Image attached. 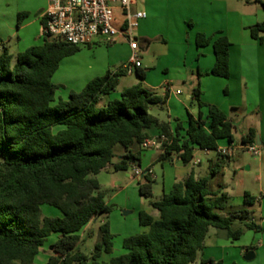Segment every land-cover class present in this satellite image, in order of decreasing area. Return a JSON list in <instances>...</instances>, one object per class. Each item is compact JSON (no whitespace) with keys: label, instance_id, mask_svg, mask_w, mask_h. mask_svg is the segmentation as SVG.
I'll list each match as a JSON object with an SVG mask.
<instances>
[{"label":"trees","instance_id":"obj_1","mask_svg":"<svg viewBox=\"0 0 264 264\" xmlns=\"http://www.w3.org/2000/svg\"><path fill=\"white\" fill-rule=\"evenodd\" d=\"M258 1L264 7V1ZM26 17L27 13H19L18 28ZM45 24L43 18V28ZM250 31L254 39L264 42V22ZM196 43L200 48L214 46L216 62L207 74L229 78L232 44L228 37L200 32ZM80 50L43 33V43L18 53L15 62L7 46L0 54V264H36L53 234L59 237L45 264H102V254L113 251L108 222L100 226L101 239L91 255L79 249L80 232L95 217L111 211L97 175L107 168L118 172L140 166V154L133 148L150 137V128H158L168 138L159 162L177 157L189 164L198 148L217 151L222 140L235 143L234 123L220 107L201 100L199 86L192 96L200 108H208L206 118L203 112L197 118L190 114L187 127L178 122L174 129L151 113L152 108L165 106L168 93L159 95L140 82L119 98L106 99L127 74L124 70L108 71L82 91L72 92L69 99L53 104L59 88L53 77L62 60ZM138 69L143 80L146 72ZM255 137L251 129L242 143H255ZM117 146L124 153L115 161ZM232 159L218 154L219 165ZM219 173L213 170L199 178L191 173L153 200L159 218L141 211L139 222L149 230L125 238L126 253L112 257L109 264H196L211 227L226 231L234 240L247 229L260 231L247 208L256 204V197L245 192L246 207L229 206L222 180L217 189L211 187L212 177ZM154 183L150 175L142 178V197L154 195ZM44 205L61 214L44 215ZM235 220L245 221L243 227L234 229ZM202 264L214 262L202 260Z\"/></svg>","mask_w":264,"mask_h":264},{"label":"crops","instance_id":"obj_2","mask_svg":"<svg viewBox=\"0 0 264 264\" xmlns=\"http://www.w3.org/2000/svg\"><path fill=\"white\" fill-rule=\"evenodd\" d=\"M136 8L146 11L148 15L146 19L140 22V26L136 30V39L139 44L138 51L141 53L142 62L140 69L146 72V77L143 80L140 79L138 76L139 69H135L133 73L125 74L119 80L115 91L116 94H111L106 99L119 98L125 89L142 82L151 91L155 92V90L160 89L168 93V100L165 106L154 108L164 109L168 107V122L172 128L174 129L178 122L187 127L190 114L197 118L203 112L204 118H206L208 108L199 107L198 113L195 110L193 111V109L190 111L188 104L181 96H186V99L194 104L196 100L192 94L198 82L206 89V92L208 90L212 91L214 88L219 92L224 86L229 88L232 83L230 79L235 74L237 76V69L239 68L240 85L244 84L247 92H249L248 88L252 84H257L259 87L256 97H253V105L245 107L248 116L250 115L249 118L243 111L241 112L242 106L237 105V103L233 102L227 107V102L220 101V99H213L211 97L204 99L203 93L201 94V100L204 99L203 102L220 107L228 115V118L234 123L235 127L241 123L243 134L240 139H237L234 133L235 144H241L242 139L253 129L256 131L255 143L264 146V111H262L264 104V42L254 39L250 31L251 26L264 22V7L260 2L258 0H141ZM45 11V9L41 10L36 18L26 17L18 29H15L14 23H3V27L0 29V54L2 53L3 46H7L14 56L13 62H15L18 53L36 45L37 40L40 37L43 38L42 19L44 18ZM14 22H18V16ZM200 32L208 36L225 35L230 40L232 44L230 48V69L232 75L229 78L207 74L215 65L216 54L213 44L201 48L198 47L196 38ZM16 36H18L17 42H15ZM13 42L18 44V51H14L17 49L13 48ZM105 44L107 43L101 40L89 44L87 46L89 48L87 52L88 57H86L87 62H85L84 56L75 58L76 60H73L67 66L64 78H61L59 74L62 62L68 57L77 55V53H83V51L80 50L62 60L58 71L53 77V82L65 89L64 92H60V99H69L72 92L82 91L91 80L104 76L108 71L115 73L123 70L124 65L130 60L132 54L130 44L123 40L115 44ZM144 53L152 57L150 67H144L142 61V54ZM236 56H238L237 59ZM236 62L239 65H235ZM177 82H182V85L188 86L189 90L186 91L181 87L176 88ZM121 85H124V87L120 89ZM247 102H249V97H247ZM182 132L184 133V131ZM148 134L150 137H158L161 132L158 128L152 127L148 130ZM229 144L227 140H222L219 146H227ZM133 149L140 154V167L151 168V170L154 169V164L159 162V157L162 153L160 149H143L142 145H136ZM199 150L207 154L210 152L198 148L194 153V159ZM234 158L235 156L233 160ZM209 160L210 163L207 169L203 168L202 161L199 164H195L194 160L189 164H184L177 157H174L171 161L161 162L164 170L163 195L169 193L175 183L184 181L191 173H194L199 178L210 175L213 170L216 171L215 166H218V158L217 162ZM104 171L113 173V175H119L120 173V171L116 172L112 168H107L102 172ZM154 179L157 180L155 172ZM216 179V176L212 177L213 182ZM141 180L142 178L137 177L133 170L130 181H126V185L122 183L121 178L118 176L114 180L117 182L116 186L113 187L117 190L116 197L118 198L127 192L129 186L132 184L137 183L139 188ZM224 185V190L228 193V205L235 208L246 207L244 201L245 192L241 201L236 205L234 197L227 191V185ZM127 196L129 198L128 193ZM152 201H150L148 207H144L142 210L158 219L159 212L152 207ZM258 201L259 199L256 197V204ZM255 205L248 206L247 208L251 211V208H254ZM259 210L264 215V203L259 205ZM47 212L49 215L61 214L59 210L54 211L49 209ZM140 212L138 213V219ZM223 215L226 216L227 214ZM97 217L93 220H96ZM252 220L255 221V218L252 217ZM244 223L245 221L235 220L232 227L237 229L243 227ZM89 224L80 232L81 236L82 232L90 230ZM139 225L140 228H138V233L136 234L149 230V227L142 226L140 222ZM51 237H56L57 240L59 234H53ZM127 237L129 235L125 236L124 240ZM240 238L238 240L228 238L226 231H219L211 227L205 240V248L198 254L197 260L201 258V264L204 259H210L213 260L214 264L217 262L220 264L228 258L229 264H236L237 262L241 263L242 258L244 256L246 258L249 252H253L254 254L252 259L258 258L259 254L264 253V238L261 239L258 249L245 248L247 245H244L246 243H241L239 241ZM54 242H51L50 245ZM231 249H233L234 255L227 256V251ZM49 257L43 264L47 262ZM112 257H114L113 252L111 254L103 253L100 261L102 264L103 262L109 264Z\"/></svg>","mask_w":264,"mask_h":264},{"label":"rangeland","instance_id":"obj_3","mask_svg":"<svg viewBox=\"0 0 264 264\" xmlns=\"http://www.w3.org/2000/svg\"><path fill=\"white\" fill-rule=\"evenodd\" d=\"M261 4V3H260ZM262 5V4H261ZM48 8V0H0V29L3 27V23H14L15 29H18L17 23L14 22L15 18L19 15V13H27L28 17L30 18H36L37 14L43 10ZM36 32V31H35ZM18 36L15 38V42H17ZM101 40L104 41L102 38H96V41ZM13 42V48L17 49L14 51H18V44ZM43 42V38L40 37L36 45H40ZM11 45V44H10ZM107 45V44H105ZM88 45L80 46L81 51L83 53H77V55H73L71 57L66 58L60 67V77L64 78L65 71L67 69V66L73 62V60H76L75 58H80V56H84L85 62L86 57H88ZM83 54V55H82ZM141 54V53H140ZM77 56V57H74ZM92 57L91 55H89ZM238 56H236L237 59ZM156 58V57H154ZM152 57L148 54L144 53L142 54V61L144 63V67H150ZM239 62V61H238ZM236 62L235 65H239V63ZM235 73V72H234ZM230 75L231 69H230ZM239 68L237 69V76L232 77L230 79L231 86L228 88L227 86L224 88L222 87L219 92L214 88V90L206 92V89L203 88L201 83L196 84V88L199 86L201 90V94L203 93L204 99H208L209 97L220 99V101L227 102V107L230 106L231 103H237V105L242 106L241 112L245 113V115L249 118L247 110H245V107L253 105V97H256L257 90L259 87L257 84H252L250 88L247 89L245 85H240V77H239ZM230 77V76H229ZM232 80V81H231ZM182 82L176 83V88L181 87L184 90H189V87L182 85ZM124 87V85H121L120 89ZM175 88V89H176ZM64 87H59L56 93L55 102L53 104H56L60 99V92H64ZM159 95L164 96L167 92L165 90H155ZM112 94H116V92H113ZM247 97H249V102H247ZM181 98L188 104V108L190 111L195 110L196 112L199 110V105L195 101L194 104L191 103L188 99H186V96H181ZM203 99V100H204ZM202 100V101H203ZM264 111V104H263V110ZM151 113L158 118L161 117L163 121L168 122L169 117V111L168 107L164 109H158V108H152ZM198 113V112H197ZM187 115V113H186ZM160 116V117H159ZM241 121V120H240ZM239 121V122H240ZM243 121V120H242ZM247 123V122H246ZM235 136L237 139H240L243 134V128L241 123L237 124L234 130ZM257 144V143H256ZM261 154L258 155H252L247 150H238L235 153L234 160L232 159L226 164H218V166H215V169H217L218 172H221L220 175H218L216 181H212L211 187L212 189H217L218 180H222V183L227 185V191L234 197L235 204L237 205L238 202L241 201L243 198V194L246 191H249L251 194L256 196L259 201L255 205L254 208H251V216L255 218V223L260 227V231L255 230H245L243 235L241 236L240 240L241 243H246L244 245H247L245 248L253 247V248H259L258 245L262 238H264V215L259 210V205L264 203V146H261ZM123 147L117 146L115 148V161H118L120 159V156L123 154ZM151 153V151H149ZM218 154L216 151H210L208 154L204 151H198L196 158L197 160H200L203 162V168H208L210 160H214L217 162ZM1 161V156H0ZM143 170L151 169V168H142ZM134 172V169H132ZM132 170L128 171H120L119 175H113V173H108L106 171L100 173L97 176L98 181L101 185V190L105 193V201L108 206L111 207V211L109 214L100 215L96 218V220H93L89 224V228L87 231L82 232V241L79 245V249L88 254L91 255L95 249V246L98 241L101 239L100 234V226L106 222L109 223L110 231L113 234V255L119 256L126 253V250L124 249V237L130 236V235H137L138 228H140L139 225V219H138V213L140 211H143L144 207H148L150 201L152 200H159L163 195V174L164 170L162 167L161 162H157L154 164L153 171L155 172V175H157V180H155L154 183V195L151 198H145L141 197L139 194V188L136 184H132L129 186V189L127 192H125L122 196L116 197L117 190L113 187L116 186L114 180L117 179L119 176L122 180V183L125 185L127 184L126 181H130ZM223 174V176H222ZM225 186V185H224ZM127 193L129 194V198L127 196ZM143 205V206H142ZM54 210L58 211L56 208L51 207L49 205H44L42 207L44 215H49L47 210ZM254 209V210H253ZM53 216V214L49 215ZM92 230V231H91ZM56 241V237H50L44 247L41 251L40 255L36 259V264H43L45 260L53 255V251L51 249V242ZM229 251V250H228ZM227 256H233L234 252L233 249H231ZM204 260H210V259H204ZM240 262V261H239ZM92 264V262H90ZM103 264H107L103 262ZM196 264H201V258H199L196 262ZM216 264H219L218 262ZM220 264H229L228 258L225 260V262ZM231 264V263H230ZM236 264H264V253L259 254L258 258H254L252 260H247L245 256L242 258L241 263Z\"/></svg>","mask_w":264,"mask_h":264},{"label":"built area","instance_id":"obj_4","mask_svg":"<svg viewBox=\"0 0 264 264\" xmlns=\"http://www.w3.org/2000/svg\"><path fill=\"white\" fill-rule=\"evenodd\" d=\"M141 0H48V8L44 13L46 24L43 33L51 40L63 41L75 46L89 45L96 38H102L107 44L126 41L130 44L132 54L123 70L133 73L142 66L136 30L140 22L147 18V12L137 9ZM168 138L160 134L158 137L146 138L143 149H160ZM238 150H247L252 155H260L261 147L256 143L229 144L219 146L217 154L233 158ZM195 164L200 160L193 159ZM137 177L150 175L151 169L143 170L134 166Z\"/></svg>","mask_w":264,"mask_h":264},{"label":"water","instance_id":"obj_5","mask_svg":"<svg viewBox=\"0 0 264 264\" xmlns=\"http://www.w3.org/2000/svg\"><path fill=\"white\" fill-rule=\"evenodd\" d=\"M254 256L253 252H249L248 255L246 256V259L250 260Z\"/></svg>","mask_w":264,"mask_h":264}]
</instances>
